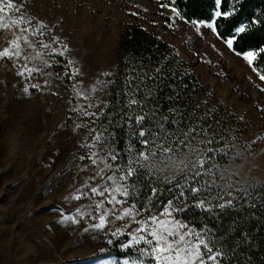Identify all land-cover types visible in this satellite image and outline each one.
<instances>
[{"label": "rangeland", "instance_id": "1", "mask_svg": "<svg viewBox=\"0 0 264 264\" xmlns=\"http://www.w3.org/2000/svg\"><path fill=\"white\" fill-rule=\"evenodd\" d=\"M13 2L22 9L19 13L6 9V23L24 16L31 18L32 29L40 22L47 27L41 29L43 36L29 37L35 47L20 41L19 59H0V264H118L122 260L114 254L92 255L111 249L121 251L120 241L129 237L115 239L105 233L128 224L131 217L108 224L103 231L85 232L94 221L81 217L76 209L88 205L89 198L76 200L75 196L94 167L84 168L90 161L78 158L87 151L80 145L92 141L93 129L99 131L97 116L108 101L121 34L131 23L156 32L174 46L218 104L223 102L241 121L236 153L228 164L218 166L216 182H224L217 179L219 176L230 177L239 186L264 183V80L254 62L249 65L243 55L228 49L225 39L218 35L215 19L189 21L182 14L177 17L171 11L173 6L161 7L167 4L161 0ZM209 23L215 31L207 27ZM19 27L0 29V51L20 35ZM41 41L51 47L42 48ZM38 52L43 53L48 66L23 58ZM25 63L42 71H34L31 77L27 72L23 77L17 75ZM98 80L107 86L97 85ZM32 84L40 87L32 88ZM25 86H29L28 94L23 92ZM79 91L88 96H78ZM90 183L95 186L100 181ZM117 198L123 200L122 196ZM131 203L117 205L118 214ZM137 210L142 212L136 216L140 220L147 215L159 216L164 208L154 213ZM66 215L78 222L63 223ZM174 215L194 228L179 214ZM137 227L131 223L127 232ZM108 239H115V243L108 245Z\"/></svg>", "mask_w": 264, "mask_h": 264}, {"label": "snow or ice", "instance_id": "2", "mask_svg": "<svg viewBox=\"0 0 264 264\" xmlns=\"http://www.w3.org/2000/svg\"><path fill=\"white\" fill-rule=\"evenodd\" d=\"M233 3L242 6L243 0H233ZM215 4L217 9L214 11L215 18L223 17L227 19L235 14L233 10H219L222 0H215ZM161 7H168V4H161ZM6 9L19 13L22 5L16 6L13 0H0V14H4L0 15V29L20 26L18 28L20 35L9 41L10 47L0 51V59H19L22 54L20 41L23 40L29 47H35L29 37L43 36L44 32L41 29L47 26L40 22L36 29H32L29 27L32 23L31 18H25L24 16L11 21V23H6ZM171 11L177 17L181 16L176 7H172ZM261 24H264V20L257 17L251 20L249 27H238L235 34L225 40L228 49L235 52L236 55H243V59L248 61L249 65H252L260 53H264V47L259 49V53L256 51L241 53L235 50L234 44L238 43V37L242 38L252 28ZM207 27L215 31L213 23L207 24ZM41 47L47 49L51 45L44 44L41 41ZM67 50V45H64V51ZM57 54L63 55V52ZM23 58L26 61L39 60L43 66L49 64L47 60L43 59V53L41 52H38L35 56L30 55ZM68 63L71 64L72 61ZM34 71H42V69L29 68L28 64L25 63L17 72V75L23 77L27 72L28 76L31 77ZM160 72L161 68L157 67L154 72L144 75L146 79H155ZM76 74H78V70L73 73V75ZM103 75L109 76L111 74L104 73ZM175 78L173 77V79ZM159 79L162 81L166 77L160 76ZM260 79L264 80V75H261ZM97 85L107 86V83L98 80ZM31 87L38 89L40 86L32 84ZM137 90H139V84ZM29 91V86L23 88L25 94H28ZM92 91L95 92L97 89L93 88ZM151 95V92L147 93L148 97ZM176 95L178 97L179 93ZM78 96L87 97L88 93L79 91ZM137 103L136 100H133L125 106V109H130L132 104ZM93 106L92 104L88 105V107ZM144 107V104H140L141 110ZM158 111V109H152L145 112L144 115L136 116L134 119L133 116L127 115L125 111V115H127L125 123L120 121L114 123L113 116L109 114L106 117L108 125L101 122L98 126L99 131L92 130V132H95L92 141L90 143L86 141L80 145L81 148L87 151L85 155H80L78 158L90 161V165H85L84 168L88 169L90 166H94L92 167V175L84 182L82 189L77 190L79 194L75 196L76 200L84 197L89 198L88 205L76 209L81 217L87 216L94 221L84 231H103L108 224H115L126 217H131L128 224L110 228L105 233V235L110 234L115 239H119L124 235L129 237L128 240H121L118 245L123 254V258L118 264H231L228 259L229 252L235 256L237 250L247 243L250 233H241L240 236L236 237L234 235L235 229H233L230 235L233 238L234 246L228 249L221 237L217 235V230L207 225L200 230L189 228L186 223L176 219L174 213L183 214L191 209L193 212L200 211L201 215H204L212 213L213 208L220 210L232 207L255 208L257 206L256 201H258L259 207L264 208V199L258 200V197L264 194V184L257 187H253V185L239 186L230 177L219 176L217 179H222L223 183L208 182L205 177L209 175L208 170L212 168V164L208 163L211 157L201 160L206 149L202 151L198 147L199 142L192 135V131L197 125H193L187 131L177 129V131L169 133L167 126L169 124L178 125L184 117L180 115V110H171L167 117L158 116ZM90 115L96 116L97 114L91 113ZM102 116L103 113L97 116V119ZM146 119L149 123L155 122L156 129L144 128ZM125 124H127V127H125ZM112 127L125 128L128 139L125 150L121 151L117 148L118 138L115 133L110 131ZM139 128H144V130H137ZM92 132L89 134L92 135ZM105 133L107 134L105 135ZM210 142L207 141L206 143ZM137 144H139V147H137ZM201 169H204V172ZM109 172H111V175H107ZM142 177H149L147 184L153 195L159 190L157 186L161 182L170 184L166 191L173 198L167 201L164 211L159 216L147 215L143 219L136 220V216L142 215V212L137 210V203H131L123 210L122 214H118L119 210L116 206L128 204L129 201L143 203L145 212H154V201L148 197L144 185L140 183ZM97 180L100 183L95 184V186L90 183ZM196 185L200 186L199 192H207V196L199 204H185L184 201L196 194ZM233 192H237L239 195L232 196V199L226 203L213 204V201H219L222 195ZM142 195L144 197L143 201H141ZM97 196L104 199L97 201L94 199ZM118 196H122L123 200L118 199ZM68 198H72L71 194ZM205 201L211 204L212 207H205ZM109 204L112 205L111 208L106 207ZM109 216L112 217L111 220L107 219ZM62 222L76 223L78 221L72 215H66L62 217ZM131 223H136L139 227L127 232V228ZM185 228H187V231H183ZM227 238L228 236H225L224 239ZM115 239H108L107 244L113 245Z\"/></svg>", "mask_w": 264, "mask_h": 264}, {"label": "trees", "instance_id": "3", "mask_svg": "<svg viewBox=\"0 0 264 264\" xmlns=\"http://www.w3.org/2000/svg\"><path fill=\"white\" fill-rule=\"evenodd\" d=\"M161 1L176 7L189 21L215 19L218 35L225 40L231 38L238 27H249L251 20L257 17L264 20V0H243L242 6L234 4L233 0H222L219 10L235 12L232 17L227 19L214 17V11L217 10L215 0ZM261 47H264V24L252 28L242 38L238 37V43L234 44L235 50L241 53L247 51L259 53ZM157 67L161 68V72L156 78L146 79L144 74L154 72ZM189 67V63L179 55L175 47L159 34L140 24L126 25L119 42L117 70L110 82L108 101L101 112L103 116L98 119L97 125L99 126L101 122L108 125L106 117L109 114L113 116L114 123L116 121L125 123L127 115L133 116L134 119L152 109H158L157 115L160 117H167L171 110H180V115L184 119L178 125L169 124L168 132L172 133L177 129L187 131L193 125H197L192 131V135L199 142L198 147L202 151L206 149L201 160L211 157L208 163L212 164V168L208 170L209 175L205 179L208 182L215 181L216 184H219L216 182L218 166L228 164L231 161L230 156L236 153L234 151L240 140L238 128L241 121L234 113H231L223 102L218 104V99L208 87L199 81V78L193 74ZM254 67L264 75V53L257 56ZM160 76H165L166 79L161 81ZM173 77L176 78L173 79ZM138 84L139 90H137ZM149 92L152 93L150 97L147 96ZM177 93H179L178 97ZM133 100L138 103L132 104L130 109H125V106ZM140 104L145 105L142 110ZM125 111L127 115H125ZM147 127L156 129V124L155 122L149 123L146 119L144 128ZM144 128L137 130H144ZM110 131L115 133L118 138L117 148L121 151L125 150L128 145L125 128L112 127ZM207 141L211 142L206 143ZM201 171L204 172V169ZM148 180L149 177H142L140 183L144 185L148 197L154 201V212H158L166 206L168 200L173 198L166 191L170 184L161 182L157 186L159 190L153 195L148 188ZM261 184L247 185L257 187ZM195 187L196 194L184 201L185 204H199L207 196V192H199V185ZM235 195H239V193L233 192L229 196L222 195L221 199L213 201V204L226 203ZM143 199L142 195L141 201ZM259 199H264V194L260 195ZM133 202L137 203V208L144 211L143 203ZM256 203L255 208L232 207L224 210L213 208L212 213L204 215H201L200 211L193 212L190 209L179 216L196 230H200L205 225L217 230V235L221 237L228 249L234 246L233 238L230 235L233 229H235L236 237L241 233H250L247 243L237 250L235 256L229 252L228 259L231 264H264V208L259 207L258 201ZM205 207H212V205L205 201ZM225 236L228 238L224 239ZM109 254L123 257L122 252L117 249L102 251L92 256Z\"/></svg>", "mask_w": 264, "mask_h": 264}, {"label": "bare ground", "instance_id": "4", "mask_svg": "<svg viewBox=\"0 0 264 264\" xmlns=\"http://www.w3.org/2000/svg\"><path fill=\"white\" fill-rule=\"evenodd\" d=\"M30 143V142H29Z\"/></svg>", "mask_w": 264, "mask_h": 264}]
</instances>
